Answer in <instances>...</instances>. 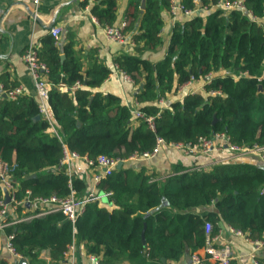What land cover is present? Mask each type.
Listing matches in <instances>:
<instances>
[{"label":"trees","instance_id":"1","mask_svg":"<svg viewBox=\"0 0 264 264\" xmlns=\"http://www.w3.org/2000/svg\"><path fill=\"white\" fill-rule=\"evenodd\" d=\"M141 1L127 2L125 31L132 51L122 52L115 63L140 85L134 97L140 110L155 115V131L134 119L119 96L94 91L107 68L93 63L82 73L73 50L64 47L62 60L55 39L45 35L38 58L48 67L51 121L43 115L35 118L36 97L0 99V157L13 166L18 199L26 189L31 197L69 194L68 176L55 170L63 146L91 159L104 154L125 160L151 151L156 135L167 142L192 143L199 136L223 132L238 145L264 143V0H245L257 21L238 9L213 7L218 0H180L195 12L174 22L167 46L155 60L145 54L163 44L162 11L169 9L170 0H144V8ZM90 11L101 25H111L116 0H95ZM208 73L214 75L203 92L171 98L163 107L155 102ZM75 82L80 85L74 87ZM263 185L264 166L245 158L177 171L161 182H149L142 170L122 164L97 184L111 191V207L90 201L74 222L62 212H51L9 224L0 236L12 234L14 251L28 264H46L38 257L41 250L48 251L49 264H62L64 251L74 242H82L104 264H168L186 249L191 253L203 246L206 221L214 231L224 222L251 239L260 238ZM72 187L79 193L85 184L73 178ZM209 205L215 210L203 216L191 212ZM22 206L9 207L3 220L18 217Z\"/></svg>","mask_w":264,"mask_h":264},{"label":"crops","instance_id":"2","mask_svg":"<svg viewBox=\"0 0 264 264\" xmlns=\"http://www.w3.org/2000/svg\"><path fill=\"white\" fill-rule=\"evenodd\" d=\"M127 2L128 0H116V18L112 25H118L121 20H124ZM93 3L94 1L89 3L86 0H39L37 3L33 0H0V84L4 87L21 85L23 88L22 95L36 97L37 102H39L34 80L22 59V53L30 44H35L40 48L42 38L45 35H50V28L56 25L61 27L58 41L55 42L59 56H64L60 58L62 60L65 58L64 47L67 46L69 50H73L74 55L79 59L82 73L93 63L103 65L109 70V73L94 91L109 92L119 96L122 103L127 105L132 113L135 108H139V104H135L137 101L134 94L140 85L134 81H124L121 74L123 70L115 63V58L122 52L132 51L133 42L130 39V34H127V41L124 43L107 39L103 30L105 25H101L90 11ZM184 16L186 15L179 11L175 14H171L169 10L162 11L163 26L160 35L163 44L152 52H146L145 56L155 60L162 55L174 22ZM213 75L211 73V76ZM185 83L177 88L175 94L166 98H158L155 101L157 105L163 107L171 98L181 99L186 93L204 91L203 78L192 80L186 85ZM160 99L163 100L161 105L158 103ZM44 105L46 108L45 116L51 121L46 102ZM38 115L40 118V114ZM52 131L56 133L54 128ZM218 144H220L219 141ZM244 158L257 161L264 166V158L257 155H236L229 152L224 146L212 148L206 153L186 154L167 145L161 146L158 153L149 159H129L123 161L122 164L129 165L135 170H142L144 175L148 176L149 182L153 180L161 182L177 171L201 170L209 168L215 163L239 161ZM69 169L71 179L82 180L85 184L84 191L76 193V196L79 194L82 198L94 189L98 192L96 200L106 207H111V191L100 190L93 185L92 177L95 169L89 167L82 159L72 160ZM162 205H164L163 200L159 206ZM26 207L32 208L33 206L28 204ZM207 210H215V208L213 205H209L196 208L191 212L203 216ZM210 224L213 235L216 237L215 244L228 243L231 247L233 257L229 264H253L251 258L253 245L251 243L242 236L230 233L229 225L224 222L219 223V228L216 231H214V225L211 222ZM7 235L1 234L0 236V264H16L20 257L8 250L6 246ZM73 245V254L65 257L62 264L70 262L72 259L76 264H87L88 253L82 242H74ZM194 251L203 254L202 246ZM189 254L188 249H186L178 261H169L168 264H186ZM255 256L260 263H264V244L257 249ZM38 257L49 264L47 250H41ZM122 264H126V262Z\"/></svg>","mask_w":264,"mask_h":264},{"label":"built area","instance_id":"3","mask_svg":"<svg viewBox=\"0 0 264 264\" xmlns=\"http://www.w3.org/2000/svg\"><path fill=\"white\" fill-rule=\"evenodd\" d=\"M35 3L39 0H33ZM91 3L95 0H86ZM213 7H219L225 11L231 9H238L245 13L250 20L257 21V17L248 9L245 5V0H218L217 3L212 5ZM171 14H175L177 11L181 12L183 15L189 16L195 12V8H187L181 4L178 0H170V7L168 9ZM126 21L121 20L118 25H105L103 27L105 36L107 39L115 41L117 43H124L127 41V33L125 31ZM61 32L60 26H52L49 30L50 35L55 39L57 43L59 34ZM22 59L30 72L35 88L36 94L38 96V110L39 114L47 118L46 108L44 102H46L48 97V92L50 89V83L47 79L48 67L38 58V46L35 44H30L22 53ZM122 78L124 81L133 82V79L125 72H121ZM211 73L206 74L203 79L204 83H209L211 80ZM192 80H189L185 85ZM79 82L73 84L74 87L79 86ZM23 88L21 85L9 88L4 87L0 84V99L2 97H7L10 99H15L17 96L22 95ZM216 91H211L215 93ZM163 102L162 99L158 100V103L161 105ZM138 104L137 102L135 103ZM133 116L136 119L144 121L148 128L152 131H155V115L147 114L135 108L133 110ZM218 141L220 144H218ZM167 145L172 148L181 150L186 154H196V153H206L212 148H217L224 146L229 152L236 155H257L261 158H264V143H252L249 146L238 145L231 141L230 137L223 132L213 133L212 136H199L195 142H167L162 136H155V144L151 151H145L140 154L134 153L130 155L127 159H149L158 153L161 146ZM82 159L89 167L95 169L93 173V185L97 184L107 175L111 174L112 171L116 168L118 161H125L119 158L107 156L104 154H99L95 158L91 159L85 155H79L74 151H69L65 146H63V155L60 158L56 170L62 171L68 176L67 186L70 189V192L66 196L50 195V196H30V190H25L24 198L18 199L15 196L16 183L12 177L13 166L6 160L0 157V185L3 190H7L9 195L8 203L4 202V193L0 197V229L4 228L9 224H14L19 221H26L33 219L35 217H40L51 212H62L70 221L74 222L78 215L82 214L84 211L86 203L94 201L98 198V192L96 190H91L84 197L78 198L76 196V191L72 187V179L70 177L69 165L72 160ZM260 194H264V185L260 188ZM26 204L33 206L32 208L26 207ZM23 205V206H22ZM19 206H22L20 210V215L15 218H10L9 221H4L3 218L7 210L12 208L16 210ZM228 230L230 233L242 236L247 242L253 245V251L251 253V258L253 264H264L260 263L255 256L257 249L264 244V231H262L260 238L251 239L247 237L243 232L238 229H234L229 226ZM6 246L8 250L14 255H18L11 244L12 234L7 236ZM216 237L213 235L212 227L210 222H205L204 225V244L202 246L203 254H200L196 251H193L189 254L186 264H229L230 259L233 257L231 247L228 243H222L216 245ZM74 245L70 244L67 249L64 251V257H68L73 254ZM72 259V257H71ZM211 262V263H210ZM65 264H76L73 259L70 262H65ZM87 264H104L101 261V257L94 253H89L87 255Z\"/></svg>","mask_w":264,"mask_h":264},{"label":"water","instance_id":"4","mask_svg":"<svg viewBox=\"0 0 264 264\" xmlns=\"http://www.w3.org/2000/svg\"><path fill=\"white\" fill-rule=\"evenodd\" d=\"M140 7H141V8H144V0L141 1ZM60 57L63 58L64 56L61 55ZM258 89L261 90V85L258 86ZM35 118L38 119V118H39V115L37 114V115L35 116ZM121 165H122V161L120 160V161H118V163H117V165H116V168H119ZM32 176H35V174H32ZM8 201H9V195H8V192H7V190H4V202H5V203H8ZM26 205H28V204H26ZM142 241H143V242L145 241L143 233H142ZM162 259H163V258H162ZM16 264H28V263L26 262L25 258L20 257V258L18 259V261H17Z\"/></svg>","mask_w":264,"mask_h":264}]
</instances>
